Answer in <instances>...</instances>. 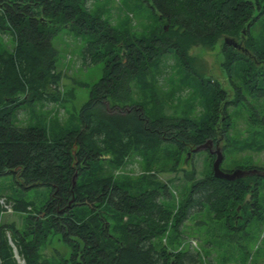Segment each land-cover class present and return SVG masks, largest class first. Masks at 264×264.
<instances>
[{
    "label": "trees",
    "instance_id": "obj_1",
    "mask_svg": "<svg viewBox=\"0 0 264 264\" xmlns=\"http://www.w3.org/2000/svg\"><path fill=\"white\" fill-rule=\"evenodd\" d=\"M138 1L154 17L140 34L114 28L86 0H0V32L12 35L15 43L12 52L0 51V177L11 175L23 190L50 189L22 229L15 222L0 224V264H17L8 233L25 264H50L40 249L52 234L71 248L72 264H197L199 252L170 250L161 236L170 230L169 243L179 240L183 223L205 208L235 239L264 222V167L238 164L260 174L235 180L214 177L211 167L202 175L194 166L189 171L179 167L183 154L206 140H229V109L247 102L244 91L264 98V68L256 66L264 64V46L250 39L264 0ZM64 26L85 40L82 53L89 63L102 64V74L79 108L75 126L48 130L19 124L20 106L59 101L62 74L53 39ZM240 35L245 38L242 52L223 45L228 76L233 66L241 72L240 84L231 79L230 100L217 82L197 74L188 50L212 48L221 36ZM169 58L198 83L204 112L197 117L162 110L153 84ZM137 87H148L151 99L134 98ZM251 141L220 149L225 154ZM206 152L211 164L213 156ZM131 153L144 157V174L115 176ZM169 156L170 165L154 167ZM164 172L181 173L188 183L175 207L169 203L172 178H159ZM28 205L16 200L14 208L25 211Z\"/></svg>",
    "mask_w": 264,
    "mask_h": 264
},
{
    "label": "rangeland",
    "instance_id": "obj_2",
    "mask_svg": "<svg viewBox=\"0 0 264 264\" xmlns=\"http://www.w3.org/2000/svg\"><path fill=\"white\" fill-rule=\"evenodd\" d=\"M86 5L90 7L93 13H99L114 28H127L140 34L153 24L154 17L148 8L138 0H86ZM233 37L229 38L239 45V48L236 49L242 52L243 47H245V38L241 39V35ZM224 38L221 36L212 48L191 47L188 54L195 59L193 64L197 74L217 82L226 90L228 99L232 100L234 90L231 79L235 84H240L238 74L240 75L241 72L233 66L231 78L228 76L223 65L225 62ZM250 39L256 44L263 43L264 46V13L260 20L250 28ZM53 43L59 52L57 70L62 74V80L57 88L59 101L56 103L36 101L31 106L29 104L20 106L21 108L17 110L15 116V121L19 124H40L48 130L63 126L65 128L75 126L79 108L88 99L90 87L96 83L102 74V64L88 62L82 53L85 40L71 31L68 26L57 31ZM14 47L12 35L7 32H0V51L12 52ZM256 66L264 68L262 63L257 62ZM157 78L153 84V90L156 91V96L162 103V110L165 113L175 116L191 115L197 117L204 112L203 98L197 93L200 91L198 83L192 76L179 69L178 64L174 63L173 59H168ZM147 88L137 87L134 98L151 99V90ZM244 93L247 102L239 103L236 107L229 109L232 126L229 133L230 138L228 141L220 140L219 147L225 144L229 145L233 141L249 142L252 140L250 142L252 144L246 145L244 148L240 147V149L234 148L225 154L223 152L222 169L232 171L235 168H240L235 167L238 164L264 167V123L259 124L260 121L264 122V98H254L248 92L244 91ZM253 108L256 120L251 122L248 116L249 111ZM214 147L213 145L210 149L214 150ZM212 156L214 160L215 155ZM184 157L185 154H183ZM171 163L172 159L169 156L161 161H156L154 167H160L163 164L168 166ZM212 163L209 164L206 150H201L193 153L186 163L181 162L179 167L189 171L194 166L198 174L202 175L210 167L212 169ZM144 172V157L131 153L125 166L115 171V176L124 175L135 179L143 175ZM180 175L182 174L178 172L159 174L161 180L172 178L169 188L173 197L169 203L174 207L183 198L185 189L188 187V183L184 182ZM49 195L50 189L48 187H33L23 190L18 187L11 175L1 176L0 198H5L10 202L13 209L7 213H1L0 209V224L15 222L22 229L29 213L35 212L48 199ZM261 198L264 199V191ZM23 199L29 203L25 211L15 210L14 203L16 200ZM230 234L232 233L224 227L223 221L213 219L212 212L205 208L203 211L193 214L183 223L179 240L169 243L168 238L172 235L170 230H167L160 240L162 244L173 251L199 252L200 260L197 264H241L243 262L244 264H252L254 260H257L258 263L264 262V222L250 225L236 239L231 238ZM7 237L17 264H25V259L18 253L9 233ZM70 251L71 248L62 242L57 234L50 235L40 249L41 255L50 264H72L68 261Z\"/></svg>",
    "mask_w": 264,
    "mask_h": 264
},
{
    "label": "water",
    "instance_id": "obj_3",
    "mask_svg": "<svg viewBox=\"0 0 264 264\" xmlns=\"http://www.w3.org/2000/svg\"><path fill=\"white\" fill-rule=\"evenodd\" d=\"M224 43L227 45H231L234 48H239V45L231 38L225 37ZM214 142L212 140H206V142L199 144L192 148L190 151H188L185 155L184 162L186 163L189 157L198 151L201 150H209V153L212 155H215V158L212 163V171L213 175L216 178L225 179V180H235L237 178H241L243 176L251 175V174H260V172L256 168L252 169H241V168H235L232 171H226L221 168V163L223 161V153L222 150L219 147V142H215L214 150L210 149V146ZM249 194L245 196V201L248 200ZM239 210V207L237 208Z\"/></svg>",
    "mask_w": 264,
    "mask_h": 264
},
{
    "label": "built area",
    "instance_id": "obj_4",
    "mask_svg": "<svg viewBox=\"0 0 264 264\" xmlns=\"http://www.w3.org/2000/svg\"><path fill=\"white\" fill-rule=\"evenodd\" d=\"M1 213H7L12 211V205L5 198H0Z\"/></svg>",
    "mask_w": 264,
    "mask_h": 264
},
{
    "label": "flooded vegetation",
    "instance_id": "obj_5",
    "mask_svg": "<svg viewBox=\"0 0 264 264\" xmlns=\"http://www.w3.org/2000/svg\"><path fill=\"white\" fill-rule=\"evenodd\" d=\"M213 145L216 146L215 144H212V145L210 146V148H212Z\"/></svg>",
    "mask_w": 264,
    "mask_h": 264
}]
</instances>
